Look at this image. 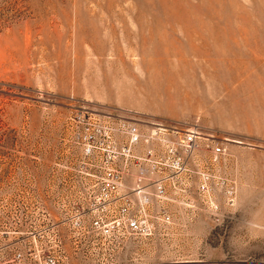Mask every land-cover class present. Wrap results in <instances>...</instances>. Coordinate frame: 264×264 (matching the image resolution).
Here are the masks:
<instances>
[{"label":"rangeland","instance_id":"1","mask_svg":"<svg viewBox=\"0 0 264 264\" xmlns=\"http://www.w3.org/2000/svg\"><path fill=\"white\" fill-rule=\"evenodd\" d=\"M107 111L224 137L209 192L193 174L153 199L152 225L117 222L83 150ZM48 256L264 264V0H0V264Z\"/></svg>","mask_w":264,"mask_h":264},{"label":"built area","instance_id":"2","mask_svg":"<svg viewBox=\"0 0 264 264\" xmlns=\"http://www.w3.org/2000/svg\"><path fill=\"white\" fill-rule=\"evenodd\" d=\"M134 113L137 116L91 112L85 122L83 150L89 164L101 172L98 201H116V221L137 233L141 226L153 224L142 214L153 199L160 201L171 191L184 192L191 175H197L201 193L209 192L211 180L219 176L225 139L197 125ZM204 152L210 170L204 168ZM93 203L89 198L88 205ZM163 218L167 220L169 215ZM101 220L97 216L94 223L100 225ZM19 256L15 253L13 258ZM54 263L53 257L46 258L45 264Z\"/></svg>","mask_w":264,"mask_h":264}]
</instances>
